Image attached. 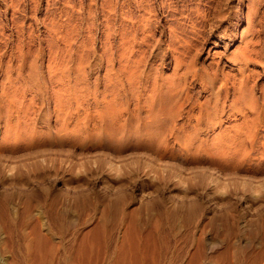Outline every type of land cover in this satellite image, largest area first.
I'll use <instances>...</instances> for the list:
<instances>
[{
  "label": "rangeland",
  "instance_id": "1",
  "mask_svg": "<svg viewBox=\"0 0 264 264\" xmlns=\"http://www.w3.org/2000/svg\"><path fill=\"white\" fill-rule=\"evenodd\" d=\"M67 68L76 71L66 75ZM159 76L170 79L181 76L187 80L178 102L180 108L173 113L175 124H170L187 131L197 125L199 105L213 97L205 92L199 80H224L218 90L219 99L227 98L222 125L227 132L220 137L214 135L211 148L219 149L223 142L230 146L235 143L234 147L249 155L241 169L257 171V163L263 161L259 158L264 153V117L261 123L251 125L234 116L228 104L236 96L249 94L259 103L263 101L264 0H0V198L10 201L6 206L15 218V229L27 233L35 246H43V251L47 249L44 255L47 259H42L44 264L57 262L54 250L62 246L69 248L64 258L69 264H109L111 254L103 252L102 233L89 225L80 229L77 240L67 230L68 222L77 224L80 218L82 221L99 217L98 211L94 215L86 210L84 201L91 196L101 198L121 191L129 195L126 210L131 216H127L120 231L127 226L129 230L134 221L138 223L137 208L157 195L155 188L159 180H154L152 186L144 174L153 166L159 171L165 165L158 161L163 156L156 149L140 146L138 139L146 135L149 94ZM104 113L109 117H104ZM104 121L111 129L126 133L122 143L127 150L119 158L110 159L118 166L117 170L121 169L118 179L98 162L109 144L106 137L96 138L93 134ZM136 123L138 129L127 127ZM214 123L203 121L200 126ZM17 124L25 130L33 128L43 136L36 143L21 138L15 144H6L7 129ZM77 139L83 141L79 143ZM166 142L171 153L178 156V144H173L168 135ZM111 153L117 155L112 149ZM202 155L177 158L173 166L179 168L182 164L186 171L181 175L185 177L197 175L205 165ZM168 160L171 163L173 156ZM97 162L102 167L96 166ZM97 168L99 174L89 176ZM170 184L171 190L163 194L165 199L168 197L167 206L171 205L169 199L176 204L181 200L175 197L177 188L174 189L171 179ZM231 203L226 205L232 211L236 207L233 211L235 219L238 217L237 224L234 222L236 233L231 235L229 229L228 232L223 228L220 235L217 230L209 227L215 234L206 229L207 239L218 241L217 250L207 251V256L218 258L221 264L227 255L231 257L238 251L249 256L255 246L257 251L250 255L261 257L264 253V245L260 243L264 241V206L258 208V204L249 203V208ZM210 204L204 202L203 214L208 218L229 209ZM153 220L159 223L158 217H152ZM149 221L150 225L152 221ZM149 225L143 233L147 238H143L145 243L155 233L151 234L154 229ZM247 225L250 228L246 229ZM6 226L0 213V260L3 264L21 263L25 257L17 248L24 240H19L18 232L16 237H9ZM49 230L55 233L52 242L37 241L38 234L46 235ZM251 230L259 234L256 233L258 239ZM248 231L254 233L252 239L250 235L251 241ZM223 236L226 242L221 239ZM151 240L147 241L149 247ZM82 242L92 246L87 244L92 254L86 258L74 251Z\"/></svg>",
  "mask_w": 264,
  "mask_h": 264
},
{
  "label": "bare ground",
  "instance_id": "2",
  "mask_svg": "<svg viewBox=\"0 0 264 264\" xmlns=\"http://www.w3.org/2000/svg\"><path fill=\"white\" fill-rule=\"evenodd\" d=\"M31 69L35 70L34 67H31ZM71 70L76 71L75 69L67 68L64 71V73L66 75H69ZM186 81L187 80L185 79L182 80L181 76L180 78L178 77L177 79H173V78L170 79L159 76L155 80L152 90L150 91L149 96L151 100L149 103L150 111L147 115L148 118L146 122L147 126L145 127L146 135L143 138L138 139V142L141 144L140 146L145 145L148 150L151 148L156 149L157 152H159L160 155L163 156V158L158 161L164 163L165 165L159 167V171H156L154 166L153 167L151 166L152 169L150 168L151 170H149L147 173L144 174L146 178L150 179V184L152 186H154V182H153L154 180H159L158 187L155 188L157 195L154 198L150 199V201L144 202L139 208H137V211H135L136 213L135 212L132 213V215H134V213L137 214L139 220H136V222L138 223H135L134 221L133 226L130 227V229L132 228L130 233H129L130 229L129 230L127 229L128 226L125 227L126 230L123 229L120 231V227L123 226L125 219L131 216V215L128 216L130 213L127 214V210H126V207L128 206L130 200L129 195L121 191L119 193H114L103 197H101L100 195L101 198H96L91 196L90 199H86L84 201V204L86 205L85 206L86 210L90 211L94 215H97V211H98V213L100 214L99 217H94V219L92 220L87 219L82 221L80 218V221H77V224L69 223L67 221V219L69 218L65 219L64 221V222L66 221L68 222L67 230L69 231L71 237L77 240H78V236L81 235L79 234V232H81L80 229L86 226L89 225L94 226L93 227L94 230H98L99 232H101L103 235L102 238L103 241L100 240L99 241L102 243V246L104 247L103 248L104 251L103 250L102 251L104 252L105 255L111 254V262L107 261L109 264H221L219 262L221 260L217 261L218 258L216 259L212 255L211 257L207 256L208 255V253H206L207 251L214 253L213 251L216 248H218L217 247L218 241L217 242L214 241L213 238L211 239L213 241L207 239L208 236L206 237L207 234L206 229L209 230L210 227V229H212L213 231L217 230L216 233L219 234L221 229L227 228V231L228 229L230 231V232L228 231L229 234L233 233L234 235L237 229L236 228L237 225L236 227H234L235 226L234 222L238 219V217L237 219H235L236 216L233 215V211L236 207L233 209L232 206H230L231 209H233L232 211L230 210L229 206H227L226 204L233 202L234 205L243 204L245 205V207L246 205L249 206V208L251 207L250 206L251 203L258 204L257 207L258 206L260 207V205L264 206V169L262 170L259 169L260 167L264 166V153H262L259 158V160L261 159L263 161L262 162H259V160L257 161L259 162L256 165L257 171L255 170L256 172L254 171L251 172V171H245L246 169L245 170L241 169V166H243L244 162L247 161V159H249V155L246 151L243 152L242 149L238 147H234L235 143H233L230 146L229 143L223 142V147L219 149L211 148V145L213 144L212 137L214 135L220 137V134H226L227 132L226 129L222 128L224 117L226 114L225 109L227 106L226 105L227 98L224 97L223 99H219V90H218L220 89V86L224 85L225 83L224 80H217L216 78H207V79L199 80V84H201L205 92L207 91L209 95L213 97L210 98V101L203 102L202 104L199 105V118L197 120V125L195 126V128L192 129V131L189 130L187 131L185 128H180L177 126L170 125L171 123L175 124L173 113L175 110L180 108L178 102L182 95L184 87L187 86ZM263 101H264V97H263ZM263 101L259 103L258 100L254 99L253 95L250 94L241 95L233 98V100L229 102L228 107L229 109H232L234 116H240L244 121H248L249 124L255 125L261 123L264 117ZM103 116L109 117L108 113H104ZM203 121H207L209 123L215 121V123L212 126L209 125L200 126L202 125ZM138 123H136L135 125H127V127H131V128L136 127L138 129ZM97 130H98L96 131L97 133L93 134V136L95 135L96 138H101L104 136L106 137L107 143L109 144V147H106L107 151L101 150L102 157L99 155L101 159L99 158L100 160H98V162L100 161L99 163H101L102 165H106L109 168L110 173L113 172L115 179H118L121 174L120 172L121 169L119 168L120 170H117L118 166H115V164L113 165L112 162H110V159L112 157L119 158L121 153L127 150V146H125V144L122 143L123 139L126 138L125 136L126 133L124 132L125 133L124 134L122 132L123 130L116 131L115 129L114 130L111 129V125L106 121H104L102 126H100V128H98ZM111 130H113L114 132H111ZM6 132L7 135L6 138H4V142H6V144H13V143L15 144L21 138H24L28 142L36 143L40 141L41 136H43L39 133H36V131L33 128L28 127L25 130L24 126L22 127L18 124L13 127H9ZM166 135H168L169 138L173 139V144L175 145L178 144L177 145L179 148V153H177L178 156L172 154L171 149L167 148ZM85 136H87L86 133ZM145 137H147V139L145 140L148 141L149 144H146L143 141ZM86 138H88V136ZM89 139L90 138L86 140ZM76 141L80 143L83 140L78 141L77 139ZM93 143H95V141H93ZM111 149L116 152L117 155L115 157L113 156L114 153L112 155ZM199 153L203 154L202 161L205 162V165L202 166V171L198 172L197 175L196 173H192V174H187L188 176L185 177L181 175L186 171V168H184L182 164L179 165V168H175L173 166L176 165L177 158L178 159L195 158ZM108 156H110L109 160L107 159ZM171 156H173V160L171 163H169L168 157ZM92 161L95 162L97 160L92 159ZM98 162L95 163L96 166L97 164H99ZM99 166L102 167L100 164ZM99 172L100 171L97 168L95 171H92L89 174V176L92 175L97 176ZM170 179H171V183H173L172 186L174 187V189L175 187L177 188L175 191L177 192L175 197L181 200L176 204L175 201L172 200V202H170L169 199V204L171 203V205L167 206L168 204L166 205L165 200L168 197L165 199L163 194L167 192L168 189L171 187ZM168 183L170 186L168 185ZM147 186L150 187L149 183ZM205 200L208 203H211L212 205L215 206L220 205L223 207V205H225V207L227 206L229 209H225L224 211L221 212L220 215H218L220 212L219 213L216 212L218 216L216 215V213H214L213 217L210 218L205 217L203 214L206 211V210L204 211V202H206ZM8 201L9 200L0 198V213H2V217H4L6 220V225H7L6 227L8 229L7 228L5 229L8 230L9 237H13V236L16 237L15 233L18 231L15 229V218L12 217L10 212H8V207L6 206L9 205L10 201L9 202ZM221 210H223V208ZM65 213L69 214L67 211ZM65 213L63 214L65 215ZM152 217L159 218V221H157L159 222L157 223L158 224L157 228H156L157 224H155L154 220L152 221ZM150 218L151 221L154 222L156 229L153 228L152 226L154 224H152V222L149 221ZM77 219L78 218H76V220ZM126 221L128 222V219ZM148 221L151 222L152 224V225L150 224L152 227L151 230L153 229L155 230V231L154 230L150 231L151 234L152 232H155L152 237V240L150 237L151 234L149 233V230H147L148 231L147 233H149L150 235V236L148 235V237H150L149 239L151 240V247L148 246L149 242L147 244V241L149 239L146 241V243L145 241H143V238L145 237V236L143 237V233H146L145 229L146 227L148 228L147 226L149 225ZM262 224L263 227L264 220ZM250 226L247 225L246 229L250 228ZM256 226L257 225H255V227ZM254 228L252 227L251 229ZM263 229L264 227L262 228V230ZM212 230L209 231H211V233H215L212 232ZM260 231L261 230H259V233L261 234L262 231L261 232ZM222 232L224 231L222 230ZM211 233L209 236H212ZM254 233L250 234V232L248 231V237H249L248 241L251 236H252L251 239L254 237L253 236ZM256 233H255V238H257L259 235L258 233H257L258 235H256ZM18 234L17 237L19 238V240H22V242L24 240V242L22 243L23 244L22 246L17 248V250L25 258L22 257L24 261H22L21 263L18 262L16 263L44 264L42 262V259L46 256L45 253L47 249L46 250L44 249L43 251L44 248L43 246H42L43 248L40 247L39 245L35 246L34 240L28 239L27 233L18 232ZM46 235L38 234L36 236L37 241L39 242L46 241L48 243L52 242L53 239L52 237L53 235H55V233L52 230H49V232H47ZM224 237L225 236L221 237V239L223 240ZM225 238L224 241L226 240ZM145 239L147 238L145 237ZM235 240L237 239H233V241ZM13 241L14 240H12V242ZM245 242H247V240ZM263 242L260 243L264 245ZM109 243H111L110 244L111 247L108 246ZM87 244L84 245L83 242L79 243V247L74 249L77 255L82 256L81 258H86V256H90L92 254L91 253L92 249L90 248L91 245L89 244L90 246H87ZM228 244L226 243V245ZM244 244H246V247L247 246L249 247L248 243H244ZM229 245L231 246V244ZM238 245H239L238 247H240V244ZM219 247L221 248V245ZM255 247H254L255 251L251 250V252L257 251ZM110 248H111V252H110ZM247 248H244L245 249L244 251H246ZM250 248L251 246L248 249ZM225 250L229 253V250L227 249ZM231 251L233 252V250ZM68 252H69V248H65L64 246H62L61 249L58 248L56 251L54 250V256L57 257L58 259L57 262L55 261L53 264H69L67 263V261L64 260ZM224 252L225 251L223 250V253ZM238 252L233 253L231 257L230 256L228 257L227 255L228 258L226 257L227 260L224 259L223 264H264V253H262L263 255H261V257L260 255H258L259 257H257V255H255L256 253H253L256 256L254 257L250 255L252 254L250 251H249L250 252L249 256H246L243 253L240 252L238 253ZM8 253L9 252H7V254ZM215 253L217 252L215 251ZM218 254H220V252ZM218 254L216 255L218 256ZM225 254H224V258H225ZM147 257L151 259L149 262H148L149 259L146 260ZM219 259H223V258L220 257ZM2 261L3 260H0V264H3Z\"/></svg>",
  "mask_w": 264,
  "mask_h": 264
}]
</instances>
